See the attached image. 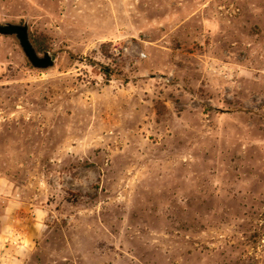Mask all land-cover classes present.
Returning a JSON list of instances; mask_svg holds the SVG:
<instances>
[{
	"label": "rangeland",
	"instance_id": "obj_1",
	"mask_svg": "<svg viewBox=\"0 0 264 264\" xmlns=\"http://www.w3.org/2000/svg\"><path fill=\"white\" fill-rule=\"evenodd\" d=\"M6 22L55 62L0 35V264H264V0H0Z\"/></svg>",
	"mask_w": 264,
	"mask_h": 264
},
{
	"label": "water",
	"instance_id": "obj_2",
	"mask_svg": "<svg viewBox=\"0 0 264 264\" xmlns=\"http://www.w3.org/2000/svg\"><path fill=\"white\" fill-rule=\"evenodd\" d=\"M0 35H15L26 56L36 68L47 69L54 65V58L49 52L40 55L30 37V27L26 23H0Z\"/></svg>",
	"mask_w": 264,
	"mask_h": 264
},
{
	"label": "trees",
	"instance_id": "obj_3",
	"mask_svg": "<svg viewBox=\"0 0 264 264\" xmlns=\"http://www.w3.org/2000/svg\"><path fill=\"white\" fill-rule=\"evenodd\" d=\"M35 42H36L37 47L39 48V50L44 49V46H43V43H42L41 40H39V39H35Z\"/></svg>",
	"mask_w": 264,
	"mask_h": 264
}]
</instances>
